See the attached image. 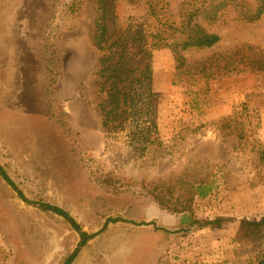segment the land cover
I'll list each match as a JSON object with an SVG mask.
<instances>
[{
    "label": "rangeland",
    "instance_id": "obj_1",
    "mask_svg": "<svg viewBox=\"0 0 264 264\" xmlns=\"http://www.w3.org/2000/svg\"><path fill=\"white\" fill-rule=\"evenodd\" d=\"M95 6L0 0V167L10 179L0 174V264H64L74 253L72 264L227 263L240 221L264 218V77L232 76L187 97L173 85L171 53H157L163 152L143 156L132 140L138 130L106 129L98 114ZM144 9L117 5L123 22ZM236 15L230 9L204 24L221 42L194 59L245 46L264 51V17L248 24ZM191 161L214 165L218 185L196 199L191 217L217 225L193 226L161 210L136 184ZM110 173L125 177L123 185L101 186Z\"/></svg>",
    "mask_w": 264,
    "mask_h": 264
},
{
    "label": "trees",
    "instance_id": "obj_2",
    "mask_svg": "<svg viewBox=\"0 0 264 264\" xmlns=\"http://www.w3.org/2000/svg\"><path fill=\"white\" fill-rule=\"evenodd\" d=\"M95 1L90 41L98 52V114L106 129L116 125L117 128L138 130L132 140L139 142L137 149L143 156L148 152L157 160L163 152L153 67L157 53H171L175 63L173 85H182L187 97L197 96L198 91L204 89L208 91L210 83L232 76L264 77V51L253 46L199 60L192 56L221 42V37L210 33L204 24L219 23L230 9L239 21L255 24L264 17V0H182L179 6H176L178 0ZM122 1L142 3L144 14L128 16L121 21L117 5ZM253 166L262 168L255 162ZM0 174L10 182L1 167ZM123 178L110 173L100 185L107 188L122 186ZM259 178L264 179V176L261 174ZM136 184L161 210L189 219L193 226L218 224L191 217L196 199L205 198L217 189L214 165L191 161L180 172L156 179L142 177ZM46 209L65 217L73 228L79 229L61 209ZM233 243V257L223 264H264V218L240 221ZM75 258L76 253L64 264H72Z\"/></svg>",
    "mask_w": 264,
    "mask_h": 264
}]
</instances>
